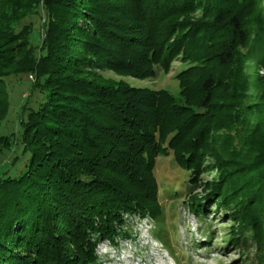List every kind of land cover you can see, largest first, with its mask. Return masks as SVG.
Returning a JSON list of instances; mask_svg holds the SVG:
<instances>
[{"label": "trees", "instance_id": "trees-1", "mask_svg": "<svg viewBox=\"0 0 264 264\" xmlns=\"http://www.w3.org/2000/svg\"><path fill=\"white\" fill-rule=\"evenodd\" d=\"M17 1L22 2L0 0V83L6 73L31 71L17 70L15 65L20 64L15 56L25 49L9 25L11 10L20 7ZM56 1L72 32L62 29L54 35L62 49L51 53H57L55 60L43 65L57 64L53 70L62 66L65 71L69 65L87 69L92 62L98 68L147 78L154 77L158 68L168 70L181 54L182 61L193 67L178 80L195 77L198 84L192 92L200 102L181 103L166 94L120 87H91L87 92L80 82L70 80L67 86L58 85L59 90L46 95L24 123V149L35 147L30 155L25 153L26 168L0 180V264H100L98 245L127 235L125 216L151 218L161 240L165 229L160 223L163 210L155 157L169 143L176 162L192 173L191 185H197L201 158L214 155L206 147H214L215 137L224 129L213 124L217 108L228 112L229 104L216 107L213 97L224 98L232 87L241 88L240 49L252 43L251 33L264 38L262 0H217L209 13L212 22L206 25L180 21L203 0H125L122 10L110 4L106 8V0ZM217 28L226 31L225 40H215ZM259 63L264 66V61ZM215 65L224 69L220 75ZM257 81L256 94L264 98V80ZM183 88L187 90L185 83ZM6 111L7 106L0 121ZM258 139L261 142L247 147L264 145V134ZM5 141L0 137V144ZM254 171L250 177L258 178L247 193L234 189L229 193L214 184L207 197H191L193 211L206 214L207 205L220 201L216 206L241 229L250 227L255 239H263L264 172ZM239 234L240 229L233 232L230 244Z\"/></svg>", "mask_w": 264, "mask_h": 264}, {"label": "rangeland", "instance_id": "rangeland-1", "mask_svg": "<svg viewBox=\"0 0 264 264\" xmlns=\"http://www.w3.org/2000/svg\"><path fill=\"white\" fill-rule=\"evenodd\" d=\"M21 1H17L20 2L17 11L11 10L13 22H9V25L12 36L20 37L21 46L25 48L15 56L16 62L20 59V64L15 63L17 70L26 68L31 71L6 73L0 83V102L6 101L0 107V116L7 106L3 116L5 118L0 121V137L7 140L6 144H0V180L18 176L24 171L29 159L25 155L28 152V149H24L26 142L23 144L24 123L32 111L39 110L46 101V95L51 96L57 92L58 85L67 86L68 80L80 82L82 89L87 92L92 91L91 87H120L150 94H166L181 103L185 99L200 102V97L192 92L198 80L195 77L178 80L182 73L193 67L182 61L181 54L169 65L168 70L158 68L154 77L147 78L123 74L113 68H98L92 62L87 69L69 65V69L64 68L65 71H62V66L56 71L53 70L54 67L57 68V64L52 65L53 68L48 63L43 65L46 61L55 60L57 53L53 56L51 53L62 49L60 38L54 35L58 31L63 32L62 29L69 30L70 33L71 28L62 21L64 15L56 0ZM216 1L203 0L202 5H197L193 12L182 17L180 21H186L187 24L211 23L209 13L216 7ZM125 2L106 0L105 5L109 9L111 6L113 9L122 10L124 4H127ZM206 5H209V11L205 9ZM262 7L264 10V0ZM57 19L60 22L57 23ZM1 24L4 26L5 23ZM249 35L252 43L247 49H240L241 58L236 63L241 88L232 87L229 94H224V98L217 95L213 97L216 107H226L228 104L230 107L227 106L228 112H224L223 107L217 108L213 124L219 123L224 129L218 134V138L215 137L214 147H206L214 155L211 157L204 154L201 158L203 163L197 185H191L192 173L176 162L169 143H165L163 153L155 157L154 176L163 210L160 223L165 229L160 235L162 239L156 237L159 236L157 223L151 218L125 216L127 227L124 230L127 235L117 238L115 243L104 241L98 245L97 257L100 264H264V237L255 239L252 228L241 229L228 213L216 206L220 201L207 205L206 214H196L190 205L192 196L199 199L207 197L214 184L223 189L227 188L229 193L230 189L237 191V194L247 193V190H251L248 185L258 178L257 175L250 177L256 173L254 170L264 172V145L259 143L256 147H247L250 142H261L258 136L264 134V98L255 91L257 80H264V66L259 63L264 61V38L256 37L255 33ZM214 37L215 40H225L226 31L217 28ZM173 41L174 39L171 43ZM69 48L70 45L66 47L67 50ZM204 54L209 55L205 52ZM213 68L218 75L224 71L218 65ZM184 83L187 90L183 88ZM222 100H225V105H222ZM1 108L5 109L2 113ZM232 116L237 120H232ZM27 143L31 144L30 140ZM32 148L29 155L35 147ZM244 160L246 162L243 163ZM222 178L224 180H219ZM226 178H230L228 183H225ZM235 196L233 194L234 199ZM262 222L264 225V219ZM237 229H240L237 242L230 244L232 234Z\"/></svg>", "mask_w": 264, "mask_h": 264}, {"label": "bare ground", "instance_id": "bare-ground-1", "mask_svg": "<svg viewBox=\"0 0 264 264\" xmlns=\"http://www.w3.org/2000/svg\"><path fill=\"white\" fill-rule=\"evenodd\" d=\"M204 264V263H203Z\"/></svg>", "mask_w": 264, "mask_h": 264}]
</instances>
